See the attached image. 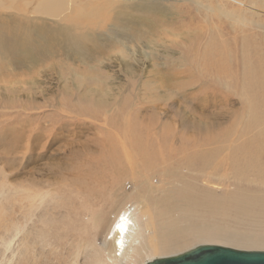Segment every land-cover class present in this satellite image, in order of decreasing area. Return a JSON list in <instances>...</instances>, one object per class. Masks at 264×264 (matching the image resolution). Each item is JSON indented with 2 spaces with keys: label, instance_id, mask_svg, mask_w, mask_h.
<instances>
[{
  "label": "rangeland",
  "instance_id": "rangeland-1",
  "mask_svg": "<svg viewBox=\"0 0 264 264\" xmlns=\"http://www.w3.org/2000/svg\"><path fill=\"white\" fill-rule=\"evenodd\" d=\"M98 156L117 198L134 194L125 207L143 206L177 243L156 258L263 251L192 236L264 237V0H0V194L25 182L47 192L32 223L50 229L34 245L41 264H95L80 249L88 199L68 180ZM230 197L252 216L231 215Z\"/></svg>",
  "mask_w": 264,
  "mask_h": 264
},
{
  "label": "bare ground",
  "instance_id": "bare-ground-1",
  "mask_svg": "<svg viewBox=\"0 0 264 264\" xmlns=\"http://www.w3.org/2000/svg\"><path fill=\"white\" fill-rule=\"evenodd\" d=\"M217 11L226 18H231L236 24H246L241 18L233 20L234 15L231 16L226 10ZM24 135L21 140L26 145L22 149L28 151L29 142L33 138L37 140L39 136L31 131ZM111 166L113 169L116 168L112 164ZM108 168L109 164L105 157L89 158L84 170L78 173L74 180H68V186L72 187L78 198L88 199V208L82 217L88 231L84 240L85 244L80 247L81 251L91 252L95 257V264H147L155 259L163 258H156V256L160 253L168 254L177 243H165L160 234L151 230L152 222L148 212L143 210V206L134 207L132 210L125 207V202L127 204L134 194L126 193V196L122 194L117 198L112 191L115 183H110L112 184L110 187L106 185L108 184ZM129 172L131 175H136L133 168H130ZM118 178L119 175L112 182ZM149 182V178H146L140 182V185L145 186ZM32 185L25 182L10 188L5 195L0 194V231L3 234L0 248L2 251H9L10 264H41L39 258L42 261L44 258L40 252L34 250V245L36 242L41 246L48 245L44 231V228L47 231L50 230L47 226L48 220L37 234H34L32 223L35 224L34 215L42 199L44 203L50 199L46 196L47 192L33 189ZM87 194H91L92 197ZM3 196H7L10 200L8 207L2 204ZM136 196L142 199V194L137 193ZM224 201L232 208L231 215L234 217L248 218L253 214L247 199L230 197ZM263 204L262 202L261 205ZM7 215L8 219L5 218ZM192 238L209 241L218 239L236 246L264 247V237L237 236L225 230L217 233L210 229H202Z\"/></svg>",
  "mask_w": 264,
  "mask_h": 264
},
{
  "label": "water",
  "instance_id": "water-1",
  "mask_svg": "<svg viewBox=\"0 0 264 264\" xmlns=\"http://www.w3.org/2000/svg\"><path fill=\"white\" fill-rule=\"evenodd\" d=\"M147 264H264V251L240 250L219 245H199Z\"/></svg>",
  "mask_w": 264,
  "mask_h": 264
}]
</instances>
